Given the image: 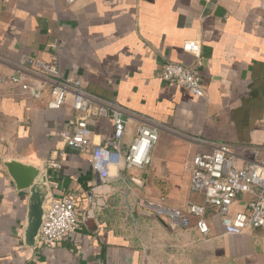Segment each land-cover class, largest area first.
<instances>
[{
	"label": "crops",
	"instance_id": "1",
	"mask_svg": "<svg viewBox=\"0 0 264 264\" xmlns=\"http://www.w3.org/2000/svg\"><path fill=\"white\" fill-rule=\"evenodd\" d=\"M196 39L199 58L184 49ZM35 56L127 109L124 150L142 116L165 129L151 163L113 168L103 181L89 154L61 139L78 115L70 104L49 109L0 84V264H264L263 228L230 236L215 227L202 237L136 207L138 198L204 201L190 189L189 161L211 148L197 138L229 143L242 157L264 149V0H0V73ZM198 60L206 97L160 77L167 62ZM92 129L103 142L112 120L94 118ZM10 159L39 167L56 196L81 191L87 217L59 247L25 244L28 192L9 175Z\"/></svg>",
	"mask_w": 264,
	"mask_h": 264
},
{
	"label": "built area",
	"instance_id": "2",
	"mask_svg": "<svg viewBox=\"0 0 264 264\" xmlns=\"http://www.w3.org/2000/svg\"><path fill=\"white\" fill-rule=\"evenodd\" d=\"M184 49L199 58L201 43L187 40ZM199 64V60L192 65L167 62L161 67L160 77L206 97ZM14 68L13 72L0 73L1 85L20 91L28 99L44 101L49 109L70 104L78 113L61 132V139L89 154L90 165L100 179H111L113 168H141L151 163V151L165 129L163 124L142 116L132 143L124 150L122 142L130 114L122 104L87 90L76 78L64 77L56 61L35 56L27 63H16ZM100 117H109L113 123L112 135L103 142L95 140L92 129L93 119ZM197 140L211 148L195 153L189 161L190 189L203 195L204 201H188L183 207H175L138 198L136 207L162 218L171 227L194 228L202 237L210 235L215 227L230 236L264 229V149L252 147L250 155L242 157L229 143L208 142L201 137ZM50 166L62 167L58 161H51ZM81 197L79 189L62 196L50 193L36 248H57L81 229L82 219L87 217L79 207Z\"/></svg>",
	"mask_w": 264,
	"mask_h": 264
},
{
	"label": "water",
	"instance_id": "3",
	"mask_svg": "<svg viewBox=\"0 0 264 264\" xmlns=\"http://www.w3.org/2000/svg\"><path fill=\"white\" fill-rule=\"evenodd\" d=\"M5 166L19 191L28 192L27 224L24 241L29 247H35L37 235L45 217V202L51 189L45 172L33 164L17 159L5 161Z\"/></svg>",
	"mask_w": 264,
	"mask_h": 264
}]
</instances>
